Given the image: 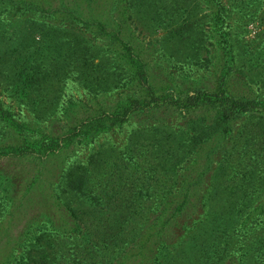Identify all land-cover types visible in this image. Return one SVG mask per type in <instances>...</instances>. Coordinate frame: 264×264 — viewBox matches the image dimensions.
Listing matches in <instances>:
<instances>
[{
    "label": "trees",
    "instance_id": "obj_1",
    "mask_svg": "<svg viewBox=\"0 0 264 264\" xmlns=\"http://www.w3.org/2000/svg\"><path fill=\"white\" fill-rule=\"evenodd\" d=\"M135 1L138 7H156L158 1L165 0H0V13L14 12L16 17L27 20L22 25V35L44 36L37 42L24 37L12 43L13 62L18 68L19 65L29 68L25 76L13 71L14 80L23 84L24 95L38 99L45 86L53 87L55 84L59 88L61 81L68 77L84 83L94 93L108 90L111 86L108 79L101 78V81L97 74L100 63L105 61L100 58L95 63L94 51L82 49L79 44L86 31L90 30L93 35L104 38L105 45L122 47L121 60L117 61L114 69L123 68L121 71L137 82L140 94L127 98L110 113L104 112L97 118L89 115L79 124L75 123L70 127L74 130L73 137L77 134V126L80 138L88 139L84 137L121 125L130 114L149 113L153 108L163 107L189 116L185 125L178 129L151 122L143 138L146 140L145 151L141 144L133 145L135 134L132 133L127 144L132 152L127 154L128 157L116 159L128 167L129 178L121 180L118 175L114 176L112 189L102 185L89 187L84 197L96 198L100 200L99 204L111 196V192L118 194L115 201L118 211L106 215L107 221L115 225L100 229L57 225L55 233L48 231L46 225H24L17 234L16 248L0 252V264H149L166 256L170 261L191 250L183 257V261L190 264H264V178L261 175H264V165L260 161L264 147L256 143L255 137L243 136L237 145L225 149L230 137L235 135L232 131L234 121L252 117L264 119V99L239 96L227 81L226 71L215 76L211 86L191 84L177 89L167 81H155L139 58V52L129 45L128 35H121L123 9L133 6L131 2ZM33 16L59 18L60 23H69L72 30H79L77 32L82 35L40 24L33 20ZM223 18L217 21L218 30L224 28ZM7 33L8 29L0 32V42ZM76 36H79V41L75 40ZM219 39L223 47L219 62L231 67L235 56L231 52L229 33L221 31ZM8 113L0 106L1 117ZM5 121V125H20L10 115ZM23 131L27 134L21 132L22 135L33 133L30 127ZM210 139L200 163L197 156L201 153L196 152ZM216 156L219 163L209 190L203 198L197 196L193 199V188L198 187L199 190ZM196 164L200 172L195 174ZM67 189L70 188L66 187L64 191ZM65 204L61 205L58 200L55 202L56 207L61 205L69 214L71 221L75 220V207ZM194 207L201 209L204 215L199 225H209L203 231L201 241H197L198 232L193 236L192 232L182 238L180 245L167 244L170 243V224L178 222L181 215L189 214V209ZM167 210L171 212L165 222L157 226L160 216ZM103 215L105 212L102 211L94 220L103 219ZM143 225L148 227L143 229ZM2 229L6 232L10 227ZM76 233L77 236L73 235ZM62 238L66 239V244ZM136 238L133 248H129Z\"/></svg>",
    "mask_w": 264,
    "mask_h": 264
},
{
    "label": "rangeland",
    "instance_id": "obj_2",
    "mask_svg": "<svg viewBox=\"0 0 264 264\" xmlns=\"http://www.w3.org/2000/svg\"><path fill=\"white\" fill-rule=\"evenodd\" d=\"M218 1L221 4L217 0H165L158 1L156 7H138L136 1L131 2L135 6L123 9L121 35H128L129 45L139 52V58L144 61L155 81H167L177 89L191 84L211 86L215 82L214 77L226 71V79H229L227 81L239 96L263 100L264 0ZM222 17L224 28L218 30L217 21H221ZM32 18L40 24H48L65 33L82 35L77 32L79 30H72L69 23H60L59 18ZM26 21L16 17L14 12L0 13V32L8 29L7 36L0 42V106L9 111L3 117L0 116V252L6 248H16L17 234L24 225H46V229L53 232L57 225L99 229L115 225L112 221H107L106 215L118 211L119 206L115 203L118 194L111 192V196L99 204L100 200L96 198L84 197L89 187L102 185L112 189L114 176L118 175L121 180L129 178L128 167L116 159L128 157L127 154L132 152L127 146L132 133L135 134L133 145L141 144L140 147L145 151L146 140L143 138L146 136L145 129L151 122L178 129L185 125L189 117L163 107L153 108L149 113L130 114L121 125H114L108 130L98 131L94 136H91L92 133L84 137L88 139L80 138L77 126V134L73 137L74 130L70 129L71 126L79 124L89 115L97 118L104 112L110 113L127 98L138 96L139 86L121 71L123 68L114 69L121 60L119 54L122 53V47L105 45L104 38L87 30L79 46L94 51L95 63L100 58L105 61L100 63V67L96 66L100 69L97 74L100 79H108L110 88L94 93L84 83L68 77L61 81L59 88L55 84L53 87L45 86L38 99L33 95H24L23 84L14 80L13 71L17 70V74L21 72L25 76L29 73V68L20 65L18 68L13 62L15 54L12 43L17 38L35 39V42L44 38L38 34L34 37H28L24 33L22 35ZM221 31L229 33L231 52L235 56L234 64L230 63L231 67L219 62L223 51L219 39ZM79 39L76 36L75 40ZM38 45L40 44H34ZM9 115L20 125H5L4 121ZM21 123L25 126H21ZM232 125L235 135L230 137L225 149L237 145L243 136L253 139L255 137L256 143L264 147V119H238ZM25 127L32 128L33 133L22 135L21 132L27 134L23 131ZM210 143L211 139L196 152L201 153L197 156L200 163L203 162V152L208 150ZM260 161L264 165V152ZM218 163L219 157L216 156L211 169L204 175V182L199 190L198 187L193 188V199L197 196L203 198L207 193ZM198 172L200 168L196 164L195 174ZM219 174L220 172L217 176ZM66 187L70 189L65 192ZM56 197L61 205L66 203L69 207H75V220L71 221L61 205L55 206ZM102 211L105 212L103 219L94 220ZM189 211V214L181 215L178 222L170 224V243L167 244L180 245L183 243L182 238L192 232V236L198 232L197 241H201L203 231L209 225H199L204 219L201 209L194 207ZM170 212L171 210H167L160 216L157 226L165 222ZM6 227L10 229L4 232L2 228ZM146 227L148 225H143L142 228ZM137 239L129 248H133ZM62 240L66 244V239ZM185 255L176 256L170 261L166 256L161 261H151L149 264H190L183 261Z\"/></svg>",
    "mask_w": 264,
    "mask_h": 264
}]
</instances>
